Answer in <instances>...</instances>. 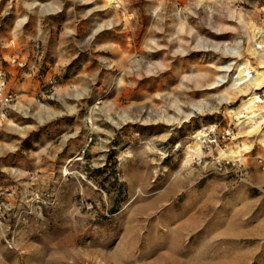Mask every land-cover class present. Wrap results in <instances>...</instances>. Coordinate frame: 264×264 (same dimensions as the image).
<instances>
[{
	"label": "rangeland",
	"instance_id": "obj_1",
	"mask_svg": "<svg viewBox=\"0 0 264 264\" xmlns=\"http://www.w3.org/2000/svg\"><path fill=\"white\" fill-rule=\"evenodd\" d=\"M259 30L264 0H0V264H264Z\"/></svg>",
	"mask_w": 264,
	"mask_h": 264
},
{
	"label": "bare ground",
	"instance_id": "obj_2",
	"mask_svg": "<svg viewBox=\"0 0 264 264\" xmlns=\"http://www.w3.org/2000/svg\"><path fill=\"white\" fill-rule=\"evenodd\" d=\"M259 33L262 35V34H264V31L259 30ZM257 44H260V43H257ZM259 62H260V64H264V59H260ZM245 72H246L245 70H240V72H239L240 80L243 79V78L245 77V76H244V73H245ZM255 81H256V87H259L260 84H261V82L264 81V76H260V77H258ZM250 85H252V84H250ZM251 88H252V87H251ZM240 92H241V91H240ZM243 93H244V92H243ZM173 261H174V260H173Z\"/></svg>",
	"mask_w": 264,
	"mask_h": 264
},
{
	"label": "built area",
	"instance_id": "obj_3",
	"mask_svg": "<svg viewBox=\"0 0 264 264\" xmlns=\"http://www.w3.org/2000/svg\"><path fill=\"white\" fill-rule=\"evenodd\" d=\"M0 86L3 87V82H0Z\"/></svg>",
	"mask_w": 264,
	"mask_h": 264
}]
</instances>
